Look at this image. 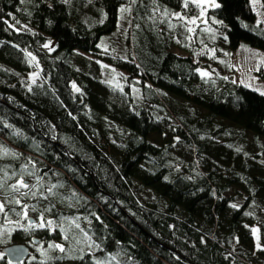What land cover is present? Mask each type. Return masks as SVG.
I'll list each match as a JSON object with an SVG mask.
<instances>
[{
	"label": "trees",
	"instance_id": "1",
	"mask_svg": "<svg viewBox=\"0 0 264 264\" xmlns=\"http://www.w3.org/2000/svg\"><path fill=\"white\" fill-rule=\"evenodd\" d=\"M249 2L0 0V146L21 154L6 166L18 171L30 158L45 185L62 187L23 202L50 207L44 219L53 223L75 218L56 231L16 229L14 241L34 244V233L38 244H59L66 227L73 264H264V162L253 148L264 140V96L234 82L228 60L242 41L264 51ZM123 5L132 16L126 55L106 59L127 75L112 86L78 51L99 53ZM201 9L193 28L187 21ZM215 41L220 62L209 57ZM27 53L39 81L25 80ZM214 62L222 73L197 71ZM85 240L93 251L72 250ZM37 246L20 264L63 262L58 249L46 259Z\"/></svg>",
	"mask_w": 264,
	"mask_h": 264
},
{
	"label": "rangeland",
	"instance_id": "2",
	"mask_svg": "<svg viewBox=\"0 0 264 264\" xmlns=\"http://www.w3.org/2000/svg\"><path fill=\"white\" fill-rule=\"evenodd\" d=\"M209 2V0H205V2L203 3L204 5H207ZM249 4H251V8L255 13L256 16V23L262 25L264 27V10L259 2V0H250ZM122 8H128L129 11H125L122 12L121 9ZM131 14H130V7L127 5H123L121 8H119V10L117 11V27L116 29L108 36H104L102 38V45H101V49L99 51V53H97V55H93L92 53L88 52H80L78 51V54L81 56H84L86 58H89L90 60H92L95 64H96V73L102 77V79L105 82L110 83L112 86H119L124 80L123 78L127 75V73L125 71H122L120 69H117L116 67H114L112 64L109 63V61L106 59L108 56H113V57H124L125 52L127 50V46L125 44V40H126V36L127 33L129 31V27H130V23H131ZM204 19L203 16H200L199 19H197L196 23L194 24L197 25L198 23L202 22ZM199 29V28H198ZM203 35L204 38L213 40L215 38V31L214 29H207V27H203ZM232 54L229 55L228 60L230 61V64L232 65V67L234 68L233 73L231 74L232 76V80L235 82H237L238 84H241L249 89H252L254 91H256L257 93L261 94L264 96V51L261 49H257L254 47H250L247 44H245L243 41L239 43V45L231 52ZM214 57L218 60V62H220L223 58L222 55L220 54H215ZM27 59L29 61V63L32 65V69H30L26 74H25V80H27L28 82L31 81H35L36 79L41 78L37 67L35 65V61L32 60V58L30 56L27 55ZM212 65V64H211ZM210 65V69L208 68H202L203 72H206L207 75L210 72L211 68H214L215 72L221 73V68L218 65L217 62L213 63V66ZM40 76V77H39ZM139 79L135 78L134 79V84H132L131 88H130V94L132 96H136L138 91H137V86H136V82H138ZM76 85V88H78L80 90V88L78 87V85L76 83H73ZM73 84H72V89L74 91H76L73 88ZM78 92V91H76ZM194 114H198V112H194ZM169 124L171 122H168ZM173 125V124H172ZM170 135L169 134H165V136H163V138L161 137H157L155 138V142L157 144H162L164 142H168L170 140ZM253 143V140L250 138V135L248 136V143L247 146H251V144ZM244 145V144H243ZM255 149V152L257 154H259V160L262 161V163L264 162V140L263 139H259L257 141V145H255V147H253ZM253 151V150H252ZM15 152V151H12ZM254 152V154H255ZM10 160L13 161L14 159L11 156L8 157H4L2 159H0V166H6V162ZM10 166V165H8ZM12 169V167L9 168V170ZM15 178H13L12 181H9V183L14 182ZM32 183H35V179L33 178ZM39 205H43L42 203L39 202ZM29 217L32 220H37V218L39 217V215H37L35 212L34 214L29 213ZM9 220L12 221H16V220H20V225L21 226H17L15 223L12 224H8L6 221L8 220L7 217L4 216H0V232H4L5 235L3 237H0V247L1 246H6L8 244H12L15 243L14 240L12 239V234L14 231H16V229H22V228H27L28 226V220L22 219L20 216L15 215L14 217H9ZM49 219V218H46ZM64 222H67L68 225H75V218H72L69 222L65 220H59L56 223H52V225H50V228H54V230L56 231V227L57 224H63ZM66 228V227H65ZM65 228H60V235H59V239H57L58 243L61 244L65 251L63 252V257H61V261L59 264L64 263V262H73V260H71L70 258H72L74 255H72L73 252H69L71 251V249H68V246L71 245V242L69 240V236L63 232V230H65ZM40 228H32L29 229V231L33 232V230L37 231ZM11 230L10 234H8V231ZM32 236V235H31ZM32 238H36V235L33 233V237ZM77 240V239H76ZM19 241V240H17ZM86 242H83V245H80V243H78V246L76 249H72L75 251H80L79 254H84L85 252H83L84 250L86 251H93V245L88 241L85 240ZM33 242V241H31ZM28 243V242H27ZM50 243L48 242L47 245L44 244H32L31 245V249H33L35 246H37V252L41 255H43L42 253L46 252L47 254L49 252H53V249H49L48 245ZM45 256V255H43ZM27 260V259H26ZM25 260V261H26ZM75 263V262H73Z\"/></svg>",
	"mask_w": 264,
	"mask_h": 264
},
{
	"label": "snow or ice",
	"instance_id": "3",
	"mask_svg": "<svg viewBox=\"0 0 264 264\" xmlns=\"http://www.w3.org/2000/svg\"><path fill=\"white\" fill-rule=\"evenodd\" d=\"M135 2V0H133ZM193 3L197 4L198 6L203 4L205 0H192ZM218 7L219 5H214ZM184 7H188V0H185ZM122 12L129 11L128 8H122ZM164 15L168 16L169 13L167 10L164 11ZM171 15L175 16L176 18L180 20H185V16L182 15L179 12L172 13ZM204 15V10L201 9L200 16ZM198 18L193 17L192 19L188 20L187 23L189 24H195ZM174 27L171 23H169V28ZM189 32L194 31L193 28L187 29ZM43 47L49 48L48 44H44ZM51 50V49H49ZM28 56L32 58L34 61L36 58L35 56H32L31 53H27ZM199 71V69L197 70ZM201 75H207L206 72H202ZM73 88L76 91H79L78 88H76V85L73 84ZM11 156L13 159H19L21 157V154L12 152L7 148H4L3 146H0V159L4 157ZM11 166H0V195L6 194V198L0 199V214H3L4 217H7L9 211H16L15 208H10L9 205H16L19 206V211H16V215L20 216L22 219L28 220V226L25 229L26 231L32 228H43L46 225H51L53 222L51 220H45L44 219V213L51 211V208H44V209H38L35 204L29 205L27 203L23 202L22 198H37V200H47L49 196L55 195L54 189L57 187H62V185L57 184H51V185H45L43 176L39 175V169L36 167L35 162H33L30 158L28 161L21 165L19 170H12L9 172V168ZM13 178H15L14 182L9 183V181H12ZM35 179V183H32V179ZM233 208L237 207L236 205H232ZM39 212V217L37 220H32L29 217V212ZM8 224L15 223L17 226L20 225V220L12 221L7 220ZM79 227V225H77ZM253 233L257 231V229H252ZM11 230L8 231V234H10ZM5 235L4 232H0V237H3ZM261 246L257 244V248H260ZM49 249H58L60 252H64L65 249L60 244H49ZM22 251V250H21ZM45 255L46 259H52V257H49L46 252L42 253ZM4 252H0V260L4 257ZM60 257H57L59 259ZM8 264H11V261L8 262Z\"/></svg>",
	"mask_w": 264,
	"mask_h": 264
},
{
	"label": "water",
	"instance_id": "4",
	"mask_svg": "<svg viewBox=\"0 0 264 264\" xmlns=\"http://www.w3.org/2000/svg\"><path fill=\"white\" fill-rule=\"evenodd\" d=\"M22 250V251H21ZM0 252H4V256L11 263H20L24 261L30 254V247L24 243H12L0 248ZM61 264H73L72 262H64Z\"/></svg>",
	"mask_w": 264,
	"mask_h": 264
},
{
	"label": "crops",
	"instance_id": "5",
	"mask_svg": "<svg viewBox=\"0 0 264 264\" xmlns=\"http://www.w3.org/2000/svg\"><path fill=\"white\" fill-rule=\"evenodd\" d=\"M195 27H196V25L193 26V28H195ZM209 51H210V52H213L212 55H210L209 57L214 56L215 54H220V55H222V56L224 55L223 48L220 46V43L217 42V41H215V45H214V46H212V47L209 48ZM204 62H207V61H204ZM204 68H208V69H210V65H209V66H206V67H204ZM199 71H200V73L203 72L202 69H200ZM212 74H213V73H211V71H210V72L208 73V75H206V76H212ZM32 241H33V243L38 244V242L34 241L33 238H32ZM14 242H15V243H24V244H27V245L30 247V253L32 252V249H31V245H32V244H29V243H27V242H20V241H14ZM1 247H2V246H1ZM1 247H0V248H1ZM29 255H30V254H29ZM3 258H5L6 262H8L5 256H4Z\"/></svg>",
	"mask_w": 264,
	"mask_h": 264
}]
</instances>
